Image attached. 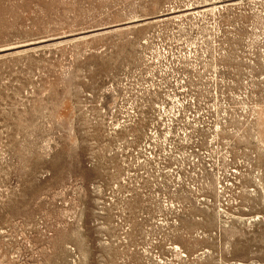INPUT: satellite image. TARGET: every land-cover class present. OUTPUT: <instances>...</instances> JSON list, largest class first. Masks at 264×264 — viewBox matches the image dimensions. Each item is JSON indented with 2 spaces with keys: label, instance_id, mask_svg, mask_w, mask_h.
<instances>
[{
  "label": "rangeland",
  "instance_id": "rangeland-1",
  "mask_svg": "<svg viewBox=\"0 0 264 264\" xmlns=\"http://www.w3.org/2000/svg\"><path fill=\"white\" fill-rule=\"evenodd\" d=\"M0 264H264V0H0Z\"/></svg>",
  "mask_w": 264,
  "mask_h": 264
}]
</instances>
